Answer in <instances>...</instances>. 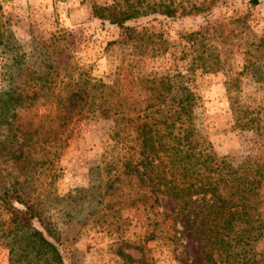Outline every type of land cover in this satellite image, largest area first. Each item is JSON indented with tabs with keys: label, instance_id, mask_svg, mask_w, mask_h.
I'll return each mask as SVG.
<instances>
[{
	"label": "trees",
	"instance_id": "trees-1",
	"mask_svg": "<svg viewBox=\"0 0 264 264\" xmlns=\"http://www.w3.org/2000/svg\"><path fill=\"white\" fill-rule=\"evenodd\" d=\"M162 7L161 13L173 15ZM151 8L141 0H125L95 11L94 16L121 29L120 37L107 45L121 47L124 53L109 81L93 76L91 66L79 64L71 29L69 37L60 32L50 42L37 44L43 53L39 65L27 54L16 59L20 81L0 92V242L9 250L10 264H65L60 248L64 238L50 209L41 205L38 188L59 148L78 126L96 116L113 123L108 179L97 187L114 189L110 196L118 198L121 209L146 212L148 239L160 238L155 218L160 194H175L178 213L186 216L191 230L202 234L204 264H264L262 108L256 107L253 119L243 101L235 107L231 81L225 80L237 121L261 143L239 160L220 155L197 123L201 97L195 86L199 69L217 65L218 70L223 62L217 46L211 44L201 53L198 48L196 56L188 53L185 72L168 67L145 71L142 59L165 55L168 40L150 27L126 23L157 10ZM6 31L0 23V45H5ZM186 38L194 45L210 44L201 30ZM41 106L48 111H40ZM115 204L108 200L106 211ZM166 246L173 250L171 243ZM119 253L136 260L122 249Z\"/></svg>",
	"mask_w": 264,
	"mask_h": 264
},
{
	"label": "rangeland",
	"instance_id": "rangeland-1",
	"mask_svg": "<svg viewBox=\"0 0 264 264\" xmlns=\"http://www.w3.org/2000/svg\"><path fill=\"white\" fill-rule=\"evenodd\" d=\"M115 1L125 3V0L0 1V23L7 29L5 45H0V92L20 81L17 69L21 65L16 59L27 54V59L38 60L39 65L43 53L37 44L50 42L60 32L69 37L70 29L76 36L75 56L79 64L91 66L93 76L109 81L124 53L121 47L107 49V45L120 37L121 29L94 15L97 9ZM258 1L254 4L252 0H141L142 5L157 10L126 23L150 27L162 32L168 40L165 55L142 59L145 71L168 67L174 72H185L188 53L196 56L198 48L201 53L211 44L217 46L216 53L223 60L218 70H214L217 65L201 68L195 75L196 90L201 97L196 110L197 123L220 155H231L237 160L253 152L261 140L237 121L239 114L230 103L224 82L231 81L229 93L237 101L235 107L243 101L253 119L259 110L256 107L260 106L264 113V42L260 41L264 38V0ZM161 4L162 9L169 7L173 15L161 13ZM199 30L205 32L206 42H210L207 47L194 45L186 38V34ZM39 109L48 111L45 106ZM112 125L111 120L96 116L78 126L66 146L59 148V156L47 168L38 188L41 205L50 209L64 238L60 248L65 264H204L202 234L191 230L186 216L178 213L175 194H160V206L155 210L160 238L150 240L145 236L150 230L146 212L133 207L121 209L118 198L110 196L114 189L97 187L108 179ZM12 173L18 174L14 169ZM108 200L116 204L106 211ZM136 243L143 248L139 249ZM166 243H171L174 251ZM119 249L136 260L122 256ZM9 255L0 242V264H10Z\"/></svg>",
	"mask_w": 264,
	"mask_h": 264
}]
</instances>
